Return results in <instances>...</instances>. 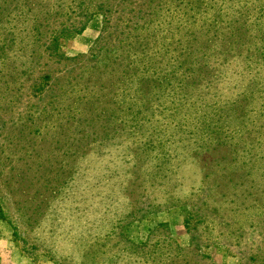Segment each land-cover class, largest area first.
Segmentation results:
<instances>
[{
	"label": "rangeland",
	"instance_id": "374dc122",
	"mask_svg": "<svg viewBox=\"0 0 264 264\" xmlns=\"http://www.w3.org/2000/svg\"><path fill=\"white\" fill-rule=\"evenodd\" d=\"M151 6L155 32L149 49L138 54L158 62L156 70L144 63V77L162 85L144 82L131 103L141 120L129 121L124 135L114 134L106 119L117 112L111 104L117 90L109 82L117 78L106 76L103 16L62 42L69 57H78L67 67L32 59L31 49L16 61L9 55L8 67L0 61V217L9 215L19 227L16 232L0 218V264H106L119 252L123 259L116 264H130L122 251L131 243L151 240L160 249L167 237L188 253L173 264H264V0H156ZM189 53L213 73L228 71L212 86L219 94L226 85L222 97L231 95L236 79L248 84L244 100L188 118L189 97L165 74ZM90 58L101 60L99 68ZM36 62L39 67L22 74ZM42 68L57 88L78 77L73 93L53 91L61 97L56 105L37 97L31 86ZM135 72L143 69H131V83ZM90 92L100 96L94 120ZM106 142L129 143L139 155L131 182L120 150L112 163L106 160ZM178 177L185 178L183 189L175 186ZM170 197L187 203H168ZM52 202L57 209L60 204L57 222L67 218L65 227L53 224L54 232L46 223L39 227ZM70 206L74 215L68 217L63 207ZM40 237H51L59 251L44 250ZM28 242L34 260L23 249Z\"/></svg>",
	"mask_w": 264,
	"mask_h": 264
},
{
	"label": "trees",
	"instance_id": "16d2710c",
	"mask_svg": "<svg viewBox=\"0 0 264 264\" xmlns=\"http://www.w3.org/2000/svg\"><path fill=\"white\" fill-rule=\"evenodd\" d=\"M135 1H139L140 3L134 4V0H0L1 65L8 67L10 65L7 64L9 63V55L11 59H15L16 61L22 54L23 56L27 55L25 49L26 51L31 49L32 55L30 58L32 57V59H35L38 55L39 58L44 57L47 61H54L57 64H62L67 67L70 63H75L78 57H69L63 50L62 42L70 41L80 35L84 31L87 23L95 15L103 16L106 29L105 53L110 59L109 63L106 62V66H104L106 68V76L117 78L115 82L109 79L112 90H117L116 96L111 101L113 108L117 109V112L106 115V119L113 123L112 125H114L115 129L114 134L124 135V129L128 127L129 121L137 122V120H141L135 117L136 112H141L133 109L131 105L136 93L141 89L144 82L155 84L158 81V79L150 80L144 77L149 69L144 63L150 64L151 69L156 70V64L158 62L156 60L148 61V57L138 54L141 51L144 52L145 49H149L152 36L155 32V24L151 22L154 20L156 13L153 11L151 5L154 4L156 0ZM146 4L149 5L144 6ZM150 26L154 28L153 31H151ZM140 29L141 31H139ZM209 45L219 46L218 42H210ZM16 46H20V48L17 49ZM200 60L207 67L199 63L198 61ZM200 60L192 58L189 53L183 61L175 60L176 64H180L179 68L173 67L171 72L165 74L166 80L173 79L174 82H172V85L177 84L178 89H182L185 92V97H189L190 106L186 114L188 118L194 111L196 113H200L206 109L217 111L218 105L228 107L234 105L239 100H244L240 99V96L245 94V89L248 84L236 79L237 81H234L229 87V90L232 92L231 95L222 97L226 85L220 90L219 94L212 89V86L217 84L216 81L220 77L228 74V71L225 73H213L216 69L213 70L207 62L202 59ZM88 61L93 63L95 65L94 67L97 68H99V63H101V60L98 58H90ZM138 63L141 65L137 66ZM35 66L36 67L32 65L31 69L25 68L22 74L27 75L30 70L36 69L40 64L36 62ZM94 67H92V69H94ZM134 67L135 70L142 68L143 74L135 72V80L131 83L128 73ZM101 68L102 67H100V69ZM180 68L183 71H179ZM40 71L41 73L33 80L31 87L34 88V93H36L37 97L48 96L50 99L48 104L50 105H56L59 99H61V97H58L53 91L62 90L64 93H73V87L77 86L76 80L78 77H76V80H69V84H67L66 87L60 85L57 88L56 82L51 81V71H47L45 68H42ZM124 77L127 79L125 86H123L121 82ZM231 81L232 78H230L227 83ZM158 82L160 83L159 85H162V82ZM87 89L88 90L84 92L90 91L91 87ZM208 89H211V93ZM99 98V95L90 92L88 103L92 106L90 109L91 114L89 115L92 120L95 119V110L98 108L94 103ZM245 99L250 101L249 98ZM252 99L253 98H251V100ZM96 114V116H99L100 112L96 111ZM132 124L133 123L129 124V126ZM116 136L117 135H114V137ZM116 144L114 145L106 142V147H109L106 148V160H108V163H112L114 157L113 152L117 149L123 153L122 160L126 165L128 176V180H126L127 184L128 181H132L134 176V173L131 172L130 169L134 170L141 166L138 159L139 155L133 153L129 143L120 142L119 145ZM145 145L147 147L150 146L149 143ZM121 147L124 148V150ZM169 149L170 147H168L166 152H168ZM166 152H164V155L167 154ZM166 156L175 158V155L172 153ZM176 163L175 161V164ZM178 163L180 166L178 168L174 167L173 171L176 177L179 171H182L181 161ZM150 174L151 173L148 172V176H150ZM151 179L152 177L149 180ZM202 181L203 179L201 178L198 183L199 186L202 185ZM184 184L185 178L178 177L177 185H175L176 188L183 189L182 187H184ZM123 191L126 192V190ZM123 191L121 193H123ZM171 200L172 203H187L186 201H180L172 197L168 199V203L171 202ZM53 202L50 207H48L50 216L46 215L47 217L41 221L39 225V227H43V223H46V225L50 226L52 232H54L53 224H56L58 229V225L65 227L67 221V218H62L59 223L57 222L60 204H58L57 209V206ZM63 208L65 211L68 210V215L66 216L69 217L74 215V209L71 206L68 207V209L67 207ZM4 211L5 208L0 209L1 213H4ZM0 218L8 220L12 229L14 228V230L18 232L19 227L15 225L13 222L14 220H12L9 215ZM72 224L73 221L71 222V225ZM112 233L115 234V231ZM67 234L71 235L72 233L70 234L68 230ZM98 238V235L93 236L94 241ZM39 239L46 245L44 250L50 251L52 254H55V251H59L56 242L53 241L51 237L49 239L40 237ZM71 239H73V237H71ZM122 239L123 237H121V240ZM170 241L171 243L168 242L167 237L160 249L156 248L151 240L142 245L131 243L129 248L126 251H122V253L129 259L130 264H173L175 261L188 256L186 250L181 248L175 239H170ZM26 245L27 247L23 249L28 252L30 259L34 260L31 245L29 242ZM119 259H123V255L120 252L113 254L106 264H116ZM193 264L198 263L193 262Z\"/></svg>",
	"mask_w": 264,
	"mask_h": 264
},
{
	"label": "crops",
	"instance_id": "0c3cea01",
	"mask_svg": "<svg viewBox=\"0 0 264 264\" xmlns=\"http://www.w3.org/2000/svg\"><path fill=\"white\" fill-rule=\"evenodd\" d=\"M2 242V244H6V246H8L9 245V241L7 240V241H1Z\"/></svg>",
	"mask_w": 264,
	"mask_h": 264
}]
</instances>
